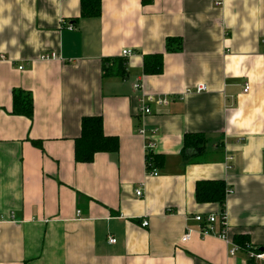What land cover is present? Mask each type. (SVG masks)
<instances>
[{
  "label": "crops",
  "instance_id": "0c3cea01",
  "mask_svg": "<svg viewBox=\"0 0 264 264\" xmlns=\"http://www.w3.org/2000/svg\"><path fill=\"white\" fill-rule=\"evenodd\" d=\"M147 56H162L161 73L145 74ZM198 85L207 92L187 93ZM14 91L31 94L32 120L13 115ZM142 94L170 103L143 121ZM86 117L120 146L77 164ZM144 124L159 128L156 177ZM193 134L205 152L186 159ZM204 181L233 191L231 241L264 249V0H102L87 19L81 0H0V264H249L201 235L195 217L222 213L197 201Z\"/></svg>",
  "mask_w": 264,
  "mask_h": 264
},
{
  "label": "trees",
  "instance_id": "16d2710c",
  "mask_svg": "<svg viewBox=\"0 0 264 264\" xmlns=\"http://www.w3.org/2000/svg\"><path fill=\"white\" fill-rule=\"evenodd\" d=\"M102 13V0H81V17L99 18ZM179 40H167V50H181ZM177 44V48L173 47ZM155 60V61H152ZM145 74H159L162 71V56L145 57ZM124 62L117 63L114 76L122 77ZM13 115L33 119V99L31 94L22 91L13 92ZM119 139L106 136L102 117H86L82 120L81 137L75 142V161L77 164L93 163L98 154H115L119 151ZM206 139L203 135H186L184 140L183 156L190 159L204 154ZM192 154H191V153ZM160 157L153 153L146 156L147 169L153 171L160 165ZM197 201L200 204L216 203L226 210L227 187L223 181H204L197 184ZM238 238V244L247 247L244 240Z\"/></svg>",
  "mask_w": 264,
  "mask_h": 264
},
{
  "label": "built area",
  "instance_id": "2783aa9c",
  "mask_svg": "<svg viewBox=\"0 0 264 264\" xmlns=\"http://www.w3.org/2000/svg\"><path fill=\"white\" fill-rule=\"evenodd\" d=\"M62 27L66 28L69 31H74V26L66 23L65 21H62ZM133 52L131 50H124L122 52V57L124 59L131 58L133 56ZM42 61H55L57 60V57L55 54L53 55H45L42 58ZM22 69V68H20ZM134 88L137 91L142 90V86L140 82H137L134 85ZM249 85L245 86L244 93L249 92ZM208 88L206 85H198L194 89H188L187 93H204L207 92ZM170 103V100L167 97L162 96H151L142 94L138 101V110H139V116L140 118L145 120V118L150 115L151 113V107L153 105H157L159 107H166ZM159 134V128H152L148 129L146 125L144 124V127L140 130V135L145 139V151L146 156L155 153V148L157 146L156 137ZM232 159L229 158L228 161H231ZM230 169V166L228 167ZM151 176H158L157 170L154 169L153 172L150 174ZM233 194V191H227V196ZM136 195L138 197H141L143 195L142 189H139L136 192ZM78 215H80V211L78 212ZM11 220H14V217L9 218ZM195 220L202 225L201 235L202 236H208V235H215L218 238L224 240L230 247L229 254L231 256H235L239 251H243L246 253L249 264H264V249L254 248L251 246L242 247L234 242L231 241L229 238V225H228V217L226 212H222L220 216L218 215H209V216H201L198 215L195 217ZM149 226L148 221L143 222V227L147 228ZM191 231H188L182 238V243H187L191 239ZM109 244L113 245L116 244V239L110 237L109 238Z\"/></svg>",
  "mask_w": 264,
  "mask_h": 264
}]
</instances>
